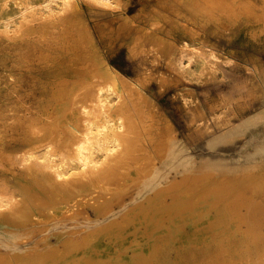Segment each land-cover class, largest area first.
Wrapping results in <instances>:
<instances>
[{
  "label": "rangeland",
  "instance_id": "374dc122",
  "mask_svg": "<svg viewBox=\"0 0 264 264\" xmlns=\"http://www.w3.org/2000/svg\"><path fill=\"white\" fill-rule=\"evenodd\" d=\"M82 2L57 11L53 20L31 12L30 21L22 22L23 28L10 33V39L31 50L22 61L30 66L36 86L68 66L88 67L96 72V80L110 70L115 83L102 86L123 104L120 120L122 130L127 128L130 156L120 173L126 177L127 171L138 170V190L121 196V202L111 198L113 215L94 223L89 179L78 181L71 193L46 198L3 189L5 181L13 187L15 178L0 174V214L6 219L0 224V255L12 260L10 264H59L72 252V242L77 243L73 250H80L86 238L101 235L110 224L126 228L132 242L145 233L162 244L168 241L170 227L189 228L186 223L205 219L212 255L186 254L184 264L222 263L215 245L232 225L259 252L229 262L264 264V0H113L109 8H90ZM7 42L0 35V59L7 57V50L13 55ZM8 64V72L0 67V101L9 80L18 76L19 65L12 69ZM38 100L36 95L24 105L13 97L4 103L25 112L28 106L34 110ZM28 125L20 121L4 135L7 141L25 140V147L16 144L7 154L15 165L25 158L28 139L41 136ZM38 151L31 152L35 159ZM5 159L0 157V165L8 168ZM178 194L188 200L178 204L173 220L171 197ZM211 196L216 202L199 207L196 214L198 204L190 201ZM151 205L162 221L135 223ZM79 209L90 223L72 222L71 217L58 229L26 231L33 225L42 229L50 212ZM163 254L167 262L174 258L173 252Z\"/></svg>",
  "mask_w": 264,
  "mask_h": 264
},
{
  "label": "bare ground",
  "instance_id": "6f19581e",
  "mask_svg": "<svg viewBox=\"0 0 264 264\" xmlns=\"http://www.w3.org/2000/svg\"><path fill=\"white\" fill-rule=\"evenodd\" d=\"M74 1L77 2V0H0V35L8 38L6 48L13 49L12 56L7 50V57L0 59V67L6 72L8 63L12 69L16 63L19 65L18 76L11 82L9 80L10 86L5 99L0 101V157H5L4 162L9 164L8 168L0 165V174L15 178L13 187L8 188L9 183L5 181L3 189L15 195L25 194L24 196L46 198H56L71 193L70 191L75 190V184L78 181L87 178L93 182L89 192L90 205L95 217L94 223H98L106 220L109 214L113 215L111 198H116L113 201L121 202V196L137 191V183H139L136 177L138 170L127 171L126 169L128 174V176L125 175L126 177H123L122 172V176L120 173L123 167H127V159L130 157L125 137L127 128L122 130L124 126L122 119L120 120L123 104L115 102V97L108 86H102L103 82L115 83V77L110 70H107L101 73V79L96 80L94 79L96 72L90 71L88 67L68 66L63 70L51 72L52 79L49 78L48 83H40L36 86L34 77L32 78L31 73L28 72L30 66L22 61L29 56L31 50H27V45L22 42L13 44L14 41L10 39V33H14L20 27L23 28L22 22L27 24L30 21L27 18L31 12L53 20L57 11L68 10ZM82 3L90 8L98 6L109 8L114 4L113 0H83ZM74 8L76 10V7ZM69 18L68 21H70ZM185 49L186 46L180 50L181 53H184ZM24 73L26 74L23 77L20 76ZM36 95H39V103L34 110L28 106L24 107L25 112H23L19 108L11 107L9 103H4L15 97L25 105L28 99ZM34 115H36L34 119L30 120ZM24 120L29 123L28 127L39 129L41 136L28 139L27 153L22 155L26 156L15 165L7 154L16 144L20 143L25 147V140L11 138L7 141L4 135L13 129L15 124ZM35 149L39 150L36 159L31 153ZM135 159L136 156L130 160ZM2 171L10 174H3ZM22 177L27 181L24 182ZM6 190L3 192L7 193ZM181 194L171 197L172 219L173 213L178 210V204L188 200L186 195ZM215 202L211 196L209 200L206 198L191 200L190 204H198L194 211L199 215L206 204ZM153 206L148 207L145 214L135 219V223L161 222L163 217L152 212L153 208H157ZM71 217H74L72 222L79 221L78 219L85 223L91 221L83 209L71 212L53 211L48 213L47 220L45 218V222L48 223L44 224L42 229L33 225L26 231L40 234L41 230L45 232L52 228L58 229L56 228L58 225L70 222ZM31 218L35 216L31 215ZM185 219L188 220L189 217ZM5 220L0 214V224L4 225ZM120 223L123 222L120 221ZM205 223V219H194L193 222L186 223L189 228L170 227L168 241L162 244L152 241L145 233L137 234L132 242V239L128 238L129 231L126 228L110 224V229L102 231L101 235L86 238L87 244L80 250L79 248L73 250L77 243L72 242V245H69L72 252L61 257L59 261L62 262L59 264H143V259L150 260L151 264H184L182 260L186 254L194 255V257L197 255L196 252L206 256L212 255L209 254L212 248L209 229ZM229 230L222 242L215 245L220 251L218 254L221 253L218 258L222 257L223 262L220 264H231L229 259L250 257L251 254H256L255 251L259 252V249L251 242L252 240L249 241L241 236L234 225ZM260 236L263 238V234ZM47 238L48 236L45 235L46 244ZM235 239L238 241L232 242ZM163 251L174 253L172 261L167 262L164 257H161L164 255ZM10 263L13 261L5 260L0 255V264ZM239 263L236 262V264Z\"/></svg>",
  "mask_w": 264,
  "mask_h": 264
}]
</instances>
